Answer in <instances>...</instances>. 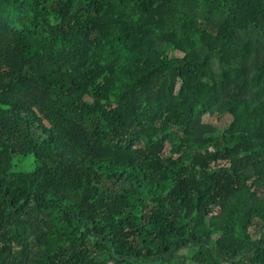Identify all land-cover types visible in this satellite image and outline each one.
I'll return each instance as SVG.
<instances>
[{
  "label": "trees",
  "instance_id": "obj_1",
  "mask_svg": "<svg viewBox=\"0 0 264 264\" xmlns=\"http://www.w3.org/2000/svg\"><path fill=\"white\" fill-rule=\"evenodd\" d=\"M0 264H264V0H0Z\"/></svg>",
  "mask_w": 264,
  "mask_h": 264
},
{
  "label": "rangeland",
  "instance_id": "obj_2",
  "mask_svg": "<svg viewBox=\"0 0 264 264\" xmlns=\"http://www.w3.org/2000/svg\"><path fill=\"white\" fill-rule=\"evenodd\" d=\"M171 55L175 56V57H182L183 53H181V52H172ZM228 120H229V117H224L223 120H219V116L216 115L215 117H212V118H206L205 122H210L213 125L224 127L227 124Z\"/></svg>",
  "mask_w": 264,
  "mask_h": 264
}]
</instances>
